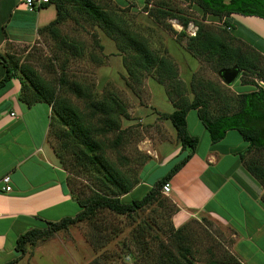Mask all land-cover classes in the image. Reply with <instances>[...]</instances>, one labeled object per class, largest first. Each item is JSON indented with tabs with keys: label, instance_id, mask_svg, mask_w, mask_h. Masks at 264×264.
<instances>
[{
	"label": "rangeland",
	"instance_id": "374dc122",
	"mask_svg": "<svg viewBox=\"0 0 264 264\" xmlns=\"http://www.w3.org/2000/svg\"><path fill=\"white\" fill-rule=\"evenodd\" d=\"M100 3L108 11L112 10L118 15L130 31L143 37L152 51L174 62L179 78L187 87L189 100L193 98L189 88L191 82L197 84L203 81L222 85L223 93L229 97H232L230 87H240L244 90H251L253 87L250 84H241L239 78L229 87L223 85L216 75L215 64L190 52L188 38L175 33L176 30L170 21L175 19L182 23L179 18L205 25L215 32L224 28L219 19L210 15L204 16L196 4L187 0H149L143 9L144 0H128L127 5L123 7L111 0H100ZM156 11H170L177 17L162 18ZM252 19L234 18L233 34L238 36L242 33L248 39L254 36L255 40H252L256 50L264 56V22ZM56 33L58 36L49 32L40 33L41 36L34 46L21 55V61L24 60V63L33 66L42 78L55 87L58 101H64L79 110L83 109L84 102L87 101L79 99L69 90L72 88V82L88 88L94 101L105 97H114L118 101L120 108L126 112V117L119 118V130L97 138L108 144L106 156L113 162H119L117 166L123 175L132 180L137 179L159 141L166 140L172 147L178 144L171 123L160 116L161 112L169 114L177 108L172 106L165 87L156 81L153 72L143 73L139 80L129 77L123 65L124 55L117 50L113 39L96 23L69 8V17L57 26ZM62 40L80 44V47L84 48L83 56H72L68 47L62 44ZM61 75L67 81L66 86L58 84ZM244 78L248 79V76ZM256 81L259 87L264 88L263 81L259 78H256ZM210 109L211 113H219L214 101L210 103ZM53 115L55 120L49 127L47 142L53 152L56 149L62 153L63 150H59L60 134L64 133L67 127L60 123L56 113L51 112V117ZM99 117L100 115L96 119ZM187 126L190 135L198 136L201 131L204 132L195 111L188 114ZM117 135L121 137V143L113 149L111 146ZM68 142V147L62 153L65 155L63 163L57 159L66 173V181L72 194L86 199L92 196L93 192H103L97 179L101 174L96 168L82 164L76 158L79 155L77 141L70 139ZM171 146L165 144L163 149H169ZM246 156L248 159H258L264 164V151L248 153ZM160 162L162 161L154 160L147 163L141 176L154 184L164 174ZM142 189L133 193L128 200L141 198ZM261 196H264V188ZM163 197L167 199L164 201L165 205H173L174 209L179 210L173 199ZM153 212L164 213L165 210L153 203L132 219L106 211L99 213L91 221L73 225L45 241L38 242L35 247L26 246V253L19 258L17 264H133L137 260L136 264H155L150 262L151 258L165 252L161 247H167L177 258L183 255L196 264H241L231 251L233 239L229 230L204 214L196 215L176 233L179 228L173 224L176 212H168L163 218L157 219V226L152 220ZM140 223L149 224L151 233L141 234ZM96 225L106 227L107 231H121L113 234L109 232L111 239L104 247L97 249L95 241H99V238L108 233L96 234ZM124 242L130 253L123 249ZM174 245H179V251ZM185 249H188L190 254L185 255ZM147 250L150 255L143 260L141 253L145 254ZM107 254L115 256L105 260L104 256H108Z\"/></svg>",
	"mask_w": 264,
	"mask_h": 264
},
{
	"label": "trees",
	"instance_id": "16d2710c",
	"mask_svg": "<svg viewBox=\"0 0 264 264\" xmlns=\"http://www.w3.org/2000/svg\"><path fill=\"white\" fill-rule=\"evenodd\" d=\"M149 0H145L143 7ZM196 4L202 14L210 15L219 19L224 28L215 32L209 27L194 23L197 32L194 37H189L185 29L188 19L179 18L183 27L177 35L188 38V50L196 56H202L207 61L215 64L217 72L221 69L236 67L241 71L238 77L243 85L250 84L253 87L249 92L235 94L232 97L225 95L224 87L215 83L200 81L197 84L191 82L189 88L193 94L189 100L186 94L187 87L179 78L177 68L172 60L164 56H159L152 51L146 40L137 33L130 31L122 19L112 10H107L100 0H49L41 5L43 7L53 6L56 11V18L47 26L39 30L42 33H52L58 36L57 26L62 24L69 17V8L77 14L84 16L87 20L96 23L105 33L116 43L117 50L122 53L123 65L129 77L134 80L141 79L142 74L153 72L156 81L165 87L167 96L172 106L177 110L172 113H161L160 116L169 121L175 130V136L181 148L178 160L161 179L154 182L141 198L129 201L128 193L138 184L137 179H131L119 170V162H113L106 156L108 144L98 136H104L120 128V117H126V112L120 108V104L114 97H105L100 101H94L88 88H84L80 83L72 82L69 90L84 102V107L79 110L77 107L64 101H58L55 87L42 78L33 66L21 61L22 57L14 55L0 54V67L2 75L0 79V89L4 88L11 79L20 82L18 100L23 105L31 107L35 104L43 103L51 108V112L56 113L60 123L67 127L64 133L60 134L59 150L68 147V141H77L79 150L77 159L82 164H89L96 168L101 174L98 177L99 186L103 192H93L92 196L86 199L75 197L69 188L73 200L77 203L79 211L72 217H65L55 222H46L44 227L31 229L20 235L15 243V251L19 257L7 264H15L19 258L25 255L26 246L35 247L38 242L45 241L59 232L67 230L69 227L82 222L91 221L97 214L109 212L117 216H125L132 219L133 216L143 211L153 203L165 210L164 213L153 212L154 224L157 226V219L163 218L168 212L175 213L173 205H165L167 199L161 194L162 186L167 183L191 158L198 143L196 137L191 136L187 130L186 117L191 111H195L199 121L209 135L212 144L222 140L228 131H236L247 144L246 149L239 154V159L246 171L254 177L264 188V164L258 159H248L247 154L264 151V88L259 87L256 78L264 82V56L257 51L254 46L242 41L236 34H233L234 25L224 18L231 15L238 17L253 18L264 21V0H187ZM40 6V7H41ZM157 14L165 17H177L170 11H156ZM175 20V19H172ZM4 37V36H2ZM237 42V45L233 43ZM62 44L71 51L74 57H82L84 48L80 44L68 43L62 40ZM217 75V73H216ZM248 76V79L244 77ZM218 77V76H217ZM256 77V78H255ZM58 84L66 86L64 77L59 78ZM258 86V87H257ZM256 88V89H255ZM213 95V97H212ZM214 101L216 110L211 113L210 103ZM215 107V106H214ZM100 115L98 119L96 117ZM55 120L50 116L49 127ZM49 134V132H48ZM121 137L117 135L112 143L113 149L119 146ZM56 157L64 161V154L54 149ZM139 175V174H138ZM68 186V183H67ZM264 202V196L261 197ZM187 224V223H186ZM176 229V233L186 225ZM96 234L107 232L95 241L96 248L104 247L111 239L110 233H119L121 229L107 231L106 227L95 226ZM141 234L151 233L149 224L139 225ZM91 242L94 241L91 239ZM144 246H148L144 244ZM163 246V245H162ZM175 246V245H174ZM178 247L179 245L175 246ZM165 252L160 255H153L150 262L155 264H196L183 256L177 258L167 247H161ZM166 248V249H165ZM123 249L129 252L127 244L123 243ZM142 250V249H141ZM140 250V251H141ZM141 253L143 260L150 254ZM185 255L190 254L185 249ZM104 256L105 260L114 257L113 254ZM145 258H144V257ZM156 257V258H155ZM138 261V260H137ZM134 261L133 264H136ZM208 264H216L210 262Z\"/></svg>",
	"mask_w": 264,
	"mask_h": 264
},
{
	"label": "crops",
	"instance_id": "0c3cea01",
	"mask_svg": "<svg viewBox=\"0 0 264 264\" xmlns=\"http://www.w3.org/2000/svg\"><path fill=\"white\" fill-rule=\"evenodd\" d=\"M111 1L123 7L128 0ZM55 18L53 6L29 12L24 0H0V54H26L39 40V30ZM234 18L239 17L224 19L234 25ZM238 37L257 48L254 36L253 40L242 33ZM1 75L0 67V79ZM230 88L235 94L250 91ZM19 91L17 79L0 89V264L19 257L15 243L20 235L79 211L70 195L66 173L47 142L51 108L43 103L23 105L18 100ZM191 136L198 139L193 155L168 181V197L179 208L173 224L180 227L202 213L229 230L233 239L231 251L241 264H264L263 188L239 159L247 144L236 131H228L216 144L211 143L205 129L200 135ZM165 144L171 146L166 140L159 141L129 196L140 188L144 194L152 187L153 183L141 176L147 163L162 161L164 174L159 180L177 162L179 144L163 149ZM4 177L9 178L8 192L2 190Z\"/></svg>",
	"mask_w": 264,
	"mask_h": 264
},
{
	"label": "built area",
	"instance_id": "2783aa9c",
	"mask_svg": "<svg viewBox=\"0 0 264 264\" xmlns=\"http://www.w3.org/2000/svg\"><path fill=\"white\" fill-rule=\"evenodd\" d=\"M49 2V0H24V5L27 8V10L29 12H34L36 11L41 5L45 4ZM171 23H173V27L175 28L176 32H181L183 30L182 25L177 21V20H171ZM186 34L189 37H194L196 35L197 32V27L194 25L193 22L188 23L186 29H185ZM2 182L4 184L2 190L5 192H8L10 190L9 187V178L8 177H4L2 179ZM171 191V187L169 182L165 183L162 188H161V194L164 196H168L169 193Z\"/></svg>",
	"mask_w": 264,
	"mask_h": 264
},
{
	"label": "water",
	"instance_id": "95a60500",
	"mask_svg": "<svg viewBox=\"0 0 264 264\" xmlns=\"http://www.w3.org/2000/svg\"><path fill=\"white\" fill-rule=\"evenodd\" d=\"M241 71L236 67H232L229 69H221L217 72V76L222 82L223 85L229 87L231 86L236 79L240 76Z\"/></svg>",
	"mask_w": 264,
	"mask_h": 264
}]
</instances>
